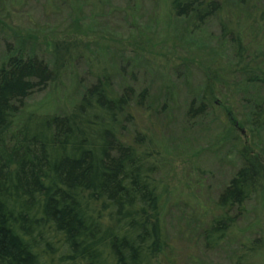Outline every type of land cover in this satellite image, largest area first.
<instances>
[{
  "label": "trees",
  "instance_id": "16d2710c",
  "mask_svg": "<svg viewBox=\"0 0 264 264\" xmlns=\"http://www.w3.org/2000/svg\"><path fill=\"white\" fill-rule=\"evenodd\" d=\"M259 1L173 0L171 6L196 28L219 19L237 71L264 92ZM69 45L53 46L52 65L22 52L0 60V264H174L151 165L157 146L148 128L134 136L128 130L141 109L143 123L151 122L154 102L145 90H117L104 73L67 114L31 113L16 122L26 99L77 59L78 49ZM257 104L264 114V101ZM240 158L243 166L219 196V214L205 232L208 248L227 239L236 209L264 188V162L247 149ZM249 244L241 253L246 261L264 239Z\"/></svg>",
  "mask_w": 264,
  "mask_h": 264
},
{
  "label": "rangeland",
  "instance_id": "374dc122",
  "mask_svg": "<svg viewBox=\"0 0 264 264\" xmlns=\"http://www.w3.org/2000/svg\"><path fill=\"white\" fill-rule=\"evenodd\" d=\"M172 1L0 0L1 62L22 52L52 65L56 43L78 49L57 82L26 99L16 122L67 114L104 73L117 90H145L154 102L151 122L143 123L141 109L128 130L148 128L157 146L151 165L174 264H264V247L250 261L241 258L243 245L264 239V188L236 209L221 245L208 248L204 239L219 196L243 166L242 149L264 162V114L255 108L264 92L237 71L219 19L193 27L175 16Z\"/></svg>",
  "mask_w": 264,
  "mask_h": 264
}]
</instances>
